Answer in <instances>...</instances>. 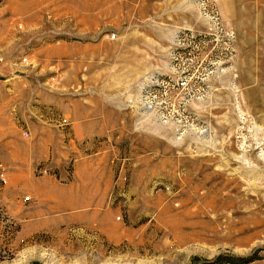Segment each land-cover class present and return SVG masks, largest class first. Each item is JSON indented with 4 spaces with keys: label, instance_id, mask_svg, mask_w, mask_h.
I'll use <instances>...</instances> for the list:
<instances>
[{
    "label": "rangeland",
    "instance_id": "1",
    "mask_svg": "<svg viewBox=\"0 0 264 264\" xmlns=\"http://www.w3.org/2000/svg\"><path fill=\"white\" fill-rule=\"evenodd\" d=\"M186 1L0 0V264H264V0Z\"/></svg>",
    "mask_w": 264,
    "mask_h": 264
},
{
    "label": "crops",
    "instance_id": "2",
    "mask_svg": "<svg viewBox=\"0 0 264 264\" xmlns=\"http://www.w3.org/2000/svg\"><path fill=\"white\" fill-rule=\"evenodd\" d=\"M121 6L123 8H126L127 10L124 12V18L125 16H129L130 9H136L134 14L132 16H136L138 20H143V23L148 24L152 23L151 20H147L148 16L154 15H162L165 16V19L158 21L160 23H169L173 24L175 26L174 30L172 31H161L159 34V38H173V36L177 32V28L180 26V28H187L185 24L186 22H178L177 19H175V13L180 12H186L188 10H192L193 4L191 1L186 0H121ZM163 9V11H160L158 13V10ZM161 16V17H162ZM172 18V20L170 19ZM179 24V26H178ZM187 24V23H186ZM191 24V23H188ZM183 25V26H182ZM191 27V26H190ZM189 28V27H188ZM192 28V27H191ZM179 29V28H178ZM190 29V28H189ZM138 34H141V32H138ZM135 36H132L131 38H134ZM137 38H153L152 35H147L144 33V35H139Z\"/></svg>",
    "mask_w": 264,
    "mask_h": 264
},
{
    "label": "built area",
    "instance_id": "3",
    "mask_svg": "<svg viewBox=\"0 0 264 264\" xmlns=\"http://www.w3.org/2000/svg\"><path fill=\"white\" fill-rule=\"evenodd\" d=\"M197 5L201 11V13L206 17L212 20L213 22V27L216 31L217 34L221 35V37H226L229 39V41L234 40L235 38V33L233 30L230 29H226L224 22L221 19V15H220V2L222 0H196ZM192 37H196V35L191 34ZM116 35L113 34L112 38H115ZM219 37V36H218ZM201 35H200V39H201ZM202 41V40H201ZM231 44V43H230ZM230 47V46H228ZM24 62L28 61L27 57L23 58ZM182 84H185L182 83Z\"/></svg>",
    "mask_w": 264,
    "mask_h": 264
},
{
    "label": "trees",
    "instance_id": "4",
    "mask_svg": "<svg viewBox=\"0 0 264 264\" xmlns=\"http://www.w3.org/2000/svg\"><path fill=\"white\" fill-rule=\"evenodd\" d=\"M233 261L228 255L221 254L216 259H206L203 264H228Z\"/></svg>",
    "mask_w": 264,
    "mask_h": 264
}]
</instances>
